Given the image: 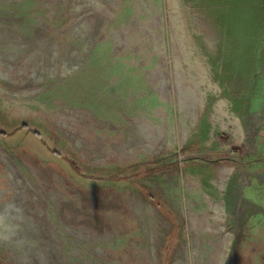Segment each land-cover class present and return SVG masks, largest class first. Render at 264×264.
<instances>
[{
  "label": "rangeland",
  "instance_id": "rangeland-1",
  "mask_svg": "<svg viewBox=\"0 0 264 264\" xmlns=\"http://www.w3.org/2000/svg\"><path fill=\"white\" fill-rule=\"evenodd\" d=\"M0 264H264V0H0Z\"/></svg>",
  "mask_w": 264,
  "mask_h": 264
},
{
  "label": "trees",
  "instance_id": "trees-1",
  "mask_svg": "<svg viewBox=\"0 0 264 264\" xmlns=\"http://www.w3.org/2000/svg\"><path fill=\"white\" fill-rule=\"evenodd\" d=\"M28 126L27 125H22L19 129H18V132H17V134H19V133H27V131H28ZM30 130V132H31V129H29ZM17 134H15L16 136H18ZM31 136H34L35 138H39V132H38V134L35 132V133H29ZM28 134V135H29ZM16 136H14L15 138H16ZM74 165V164H73ZM75 171V170H74ZM152 171V170H151ZM76 172V171H75ZM137 172V173H136ZM112 173V174H111ZM139 174V171H135L133 174H130L129 175V178L130 179H137L140 175H138ZM109 176V178L110 179H114V180H122L123 179V177L125 178L126 176H122L121 175V171L120 170H118L116 173H114V172H110V174L108 175ZM141 178V177H140ZM139 179V178H138ZM149 199H151V200H153V199H155L153 196H151V197H149Z\"/></svg>",
  "mask_w": 264,
  "mask_h": 264
}]
</instances>
